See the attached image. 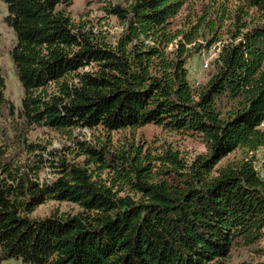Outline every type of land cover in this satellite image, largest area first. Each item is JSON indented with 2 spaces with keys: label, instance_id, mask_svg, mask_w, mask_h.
I'll return each mask as SVG.
<instances>
[{
  "label": "trees",
  "instance_id": "16d2710c",
  "mask_svg": "<svg viewBox=\"0 0 264 264\" xmlns=\"http://www.w3.org/2000/svg\"><path fill=\"white\" fill-rule=\"evenodd\" d=\"M1 1L22 97L14 107L0 75V261L221 264L232 247L260 241L264 181L253 154L264 147V0H239L229 41L201 87L189 83L186 61L219 40L222 19L175 27L186 0H107L104 10L120 26L113 37L74 23L72 0ZM203 26L209 40L185 48ZM8 118L16 144L31 154L22 166L6 157ZM145 125L198 137L206 153L186 165L167 149L108 147L109 133ZM30 127L62 133L72 145L48 152L26 141ZM82 128L104 139H74ZM236 150L243 158L216 167ZM44 169L50 180L39 182ZM151 170L163 179L153 181ZM46 201L77 212L30 218Z\"/></svg>",
  "mask_w": 264,
  "mask_h": 264
},
{
  "label": "rangeland",
  "instance_id": "374dc122",
  "mask_svg": "<svg viewBox=\"0 0 264 264\" xmlns=\"http://www.w3.org/2000/svg\"><path fill=\"white\" fill-rule=\"evenodd\" d=\"M107 0H72L70 5L66 7L71 20L76 23H83L86 30L91 32H103L109 37L115 36L120 31V26L116 17L107 13L104 6ZM112 3H117L120 6H126L129 0H108ZM239 0H186L181 7L179 13L173 17L172 24L185 30L188 25H195L197 22L207 23L214 16H220L221 27L218 31V41L210 44L208 47H202L198 53L193 54L186 61V69L188 81L192 86H203L209 75L212 72L211 62H208L207 68H201L200 54L202 50L220 46V43L229 41L227 36V29H232L234 24L233 12L236 10ZM6 13L5 4L0 0V75L4 80V97L14 106H20L22 97V89L17 81L13 68L9 59L8 51L14 43V35L12 31L6 27L3 22V17ZM251 13V9H248ZM230 14V19L229 16ZM201 34V32H198ZM210 34L203 26V36L195 39L190 45L185 48H191L193 44H202L204 46L209 40ZM2 120V119H0ZM15 120L9 118L2 122L5 130L4 149L7 151L6 157L16 165H24L31 161V154H28L21 144H16L14 136L17 135L15 131ZM263 129V128H262ZM73 138L84 140L90 144L104 139L103 134L98 130H86L85 128L75 130L72 133ZM109 148L121 147L124 148L126 143L139 145L141 150L148 149L150 152H159L161 149H167L170 153L177 156L183 163L188 165L194 157L206 153L204 144L198 137L183 134L181 132L167 131L161 127L154 125H145L135 129H124L108 134ZM27 142H40L46 146L48 152L53 149L62 150L63 148L71 147V142L63 137L62 133L51 131L43 128L27 129L25 134ZM48 142V144H47ZM71 156V155H70ZM70 156L69 159H70ZM243 158V153L240 150L233 151L222 158L216 167L223 166L226 163L236 162ZM83 157L76 158L75 161L80 162ZM254 164L258 169L264 170V147L258 149L253 154ZM156 170V169H154ZM154 170H151V177L153 181L163 179L162 176H156ZM95 173V170L93 169ZM97 174L102 179H108L111 174L107 170L97 171ZM38 181L42 182L50 180L48 171L44 169L38 173ZM70 213L77 212L74 205L67 203H57L53 201H46L42 205L35 208L29 215L30 218H43L50 213ZM0 264H21L17 260L0 261ZM221 264H264V236L260 241L250 246H236L232 247L228 257L221 262Z\"/></svg>",
  "mask_w": 264,
  "mask_h": 264
},
{
  "label": "built area",
  "instance_id": "2783aa9c",
  "mask_svg": "<svg viewBox=\"0 0 264 264\" xmlns=\"http://www.w3.org/2000/svg\"><path fill=\"white\" fill-rule=\"evenodd\" d=\"M218 49H219V46L216 47L215 50H213L212 48H209L205 51L204 50L201 51V54H200L201 68H204V69L207 68L208 62L212 61L216 57ZM260 127L264 129V123H262ZM254 170L257 173L258 177L262 181H264V170L258 169V167L255 164H254Z\"/></svg>",
  "mask_w": 264,
  "mask_h": 264
}]
</instances>
